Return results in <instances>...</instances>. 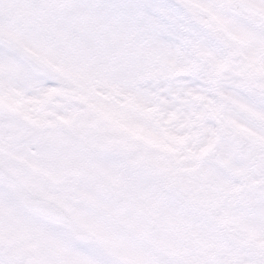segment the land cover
<instances>
[{"label": "snow or ice", "instance_id": "obj_1", "mask_svg": "<svg viewBox=\"0 0 264 264\" xmlns=\"http://www.w3.org/2000/svg\"><path fill=\"white\" fill-rule=\"evenodd\" d=\"M0 264H264V0H0Z\"/></svg>", "mask_w": 264, "mask_h": 264}]
</instances>
